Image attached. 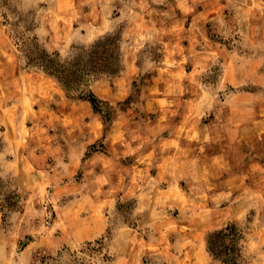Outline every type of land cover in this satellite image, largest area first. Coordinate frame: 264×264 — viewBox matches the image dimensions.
I'll return each instance as SVG.
<instances>
[{"label":"rangeland","instance_id":"374dc122","mask_svg":"<svg viewBox=\"0 0 264 264\" xmlns=\"http://www.w3.org/2000/svg\"><path fill=\"white\" fill-rule=\"evenodd\" d=\"M172 1L0 0V35L6 43L0 45V264H18L28 243L27 237L17 243L9 238L21 193L2 166L13 157L10 144L17 138L40 167H55L60 153L81 154L73 178L79 185L88 157L117 156L126 166L134 154L167 136L185 140L188 145L178 152L187 157L221 151V145L230 150L234 174L246 172L245 186L239 179L232 183L235 195L243 188L250 193L246 213L231 221L199 206L206 178L196 174L177 176L176 182L165 178L150 196L138 198L133 188L146 178L124 171L119 191H110L117 188L113 182L106 185L107 198L93 190V198L111 203L105 232L53 254H35L31 264H113L111 234L128 231L158 238L162 245L147 252L141 264H176L172 256L185 249L186 236L196 237L190 241L196 252L178 264H223L208 252L206 241L229 224L243 236V264H264V0H203L215 14L192 43L196 48L190 46L192 33L180 31L176 18L163 14ZM43 21L62 35L53 47L35 31ZM69 29L78 36L64 40ZM106 37L116 43L96 51L117 52L120 69L84 87L94 103L79 98V92L67 93L55 78L27 64L36 45L65 61H87L93 45ZM107 178L113 179L111 173ZM86 183L92 187L95 179ZM52 190H44L46 225L65 203L60 199L53 206ZM209 224L214 227L208 230Z\"/></svg>","mask_w":264,"mask_h":264},{"label":"crops","instance_id":"0c3cea01","mask_svg":"<svg viewBox=\"0 0 264 264\" xmlns=\"http://www.w3.org/2000/svg\"><path fill=\"white\" fill-rule=\"evenodd\" d=\"M215 11L203 4V0H173L171 7L163 12L164 15H173L175 22L180 26V31L185 29L191 32L190 46L197 47L195 43L199 39L198 33H202L203 26L209 20L214 18ZM38 36L46 37L49 47L54 46V41L62 38L60 33L51 31L47 22H41L36 28ZM63 34V33H62ZM78 36V33L72 29L65 32L63 39L67 40L68 36ZM79 36L83 39V34ZM1 48L6 46L2 36L0 35ZM205 135V134H203ZM208 137L204 136L203 141H208ZM182 138H174L167 136L160 138L157 142H152L149 149H143L137 152L128 165H123L117 156H103L102 154L88 157L85 161V177L83 184L77 185L73 178L77 174L81 165V154L75 152L60 153L55 156L57 165L42 166L31 163L34 159H30L29 154L23 151L24 145L21 138H17L13 145L15 151L13 157H9L7 162L3 164V173H9L13 185L19 189L21 193V210L14 218L12 226V235L9 237L12 242L17 243L22 239H28V243L23 247L19 254L18 264H31L35 254L49 253L53 254L59 249L65 247H73L83 242H90L100 237L108 227L107 206L111 203L105 200L108 190L107 183L113 185L110 191H119L122 173L131 172L133 177L142 175L146 178L145 184H140L138 188H133L138 198L150 196L158 186L159 182L165 178L173 177L178 181L177 176H189L196 174L204 181L205 189L201 194L199 206L208 209L212 215L228 216L233 221L244 215L251 207L250 193L243 188L241 195H235L233 182L239 179L245 186L246 172L240 175L234 174L235 165L230 150L223 151L224 145L218 146L221 151L215 153H203L195 157H187L185 153L178 152L183 150L185 145ZM174 143H177L176 149ZM224 144V143H222ZM7 153V149H4ZM194 156V155H193ZM100 161L95 164V161ZM191 160V161H190ZM192 161L194 163L192 164ZM197 162V164H196ZM176 165V166H175ZM180 170V173L178 172ZM111 173L112 180L107 178L108 172ZM244 170H248L245 166ZM95 179V184H87V179ZM174 182V183H175ZM173 183V184H174ZM89 185V186H88ZM143 185L142 188H140ZM53 187L49 200L53 206L60 199L65 200L61 207H57L53 221L46 225V205L48 204L44 190L46 187ZM108 186V185H107ZM106 189V190H105ZM93 190L100 194L106 193L105 198L96 200L93 198ZM166 191V190H165ZM164 192V190H163ZM112 194L109 195V197ZM46 204V205H45ZM1 219V212H0ZM200 223V220L198 221ZM214 226L210 227L211 229ZM204 234V233H203ZM202 235V234H201ZM200 236V233L199 235ZM196 237L186 236L183 240L189 241L183 244L185 249L179 251V254L172 256L179 260L187 259L196 252V246L192 240ZM110 248L113 247L114 261L113 264H141L144 255L151 249L161 247L158 238H148L146 235L138 232H115L111 234ZM202 247V246H201ZM112 251V250H111ZM169 252V251H167ZM172 258V259H174ZM174 262V261H173ZM173 262L171 264H173Z\"/></svg>","mask_w":264,"mask_h":264},{"label":"trees","instance_id":"16d2710c","mask_svg":"<svg viewBox=\"0 0 264 264\" xmlns=\"http://www.w3.org/2000/svg\"><path fill=\"white\" fill-rule=\"evenodd\" d=\"M116 41L106 37L97 41L87 61H65L56 53H49L41 47L35 46V56L27 57V64L48 76L55 78L67 93L79 92V98H86L95 102V96L83 92L84 87L99 75H114L118 72V53L111 55H98L96 49L111 46ZM243 236L234 224H229L221 230L211 232L206 241L208 252L223 264H243L242 246Z\"/></svg>","mask_w":264,"mask_h":264}]
</instances>
